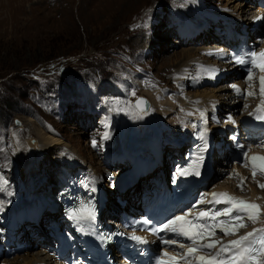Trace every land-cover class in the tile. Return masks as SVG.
I'll list each match as a JSON object with an SVG mask.
<instances>
[{"label":"rangeland","instance_id":"1","mask_svg":"<svg viewBox=\"0 0 264 264\" xmlns=\"http://www.w3.org/2000/svg\"><path fill=\"white\" fill-rule=\"evenodd\" d=\"M195 1L196 4L192 0H19L15 3L13 0H0V197L7 188V191L22 194L17 200L10 201L13 204L27 199L29 187L21 175L11 139L16 137L23 141L30 127L47 138L60 140L62 144L57 153L74 154L86 168L101 171L100 174L92 173L104 182L103 187L110 199L108 206L112 210L116 206L110 183L111 178H115V174H111L116 165L112 155L121 145L126 144L127 150L131 147L127 142L116 143L114 129L118 126L114 122L121 126L133 123L139 128L141 119L132 112H127V117L122 116L120 106L130 108L131 100L142 95L144 88H151L153 93L163 92L170 100H174L173 94L185 98L205 91L224 101L222 108H233L236 101L230 98L231 93L229 90L220 91V88H231L237 81L240 93L235 97L239 113H245L257 104L258 94L251 93L253 87L245 76L231 83L236 72L228 71L229 66L220 65L223 59L208 60L207 63L217 66L219 71L225 69L224 74L229 79L220 81V77L214 74L209 80L202 81L200 89L199 83H190L187 87L191 78L181 83L173 81L175 71L172 73V68L181 67L186 52L193 53L195 60H200V50L222 48L223 44L219 42L222 36L216 30L224 34L220 24L205 36L201 29L180 27L178 20L194 22L195 17L208 23L218 20L225 23L223 19L233 16H239L241 20L250 19L262 8L256 9L257 3L250 0ZM217 17L219 19L216 20ZM238 25L239 22L235 24ZM181 28L187 35L181 36ZM259 30L261 32L262 29ZM193 34L198 35L190 39L188 35ZM223 54L227 55L226 51ZM189 75L194 76L195 72L191 71ZM136 82H140L143 89L134 88L139 86ZM108 84L119 93L108 96L111 93L107 91ZM89 86H93L96 93ZM224 94L229 98L224 96L223 99ZM239 108L243 111L240 112ZM109 114L113 122L107 128ZM121 117L123 119L119 120ZM99 119L101 122L95 125ZM92 125L97 127L94 129ZM218 125L221 127L222 123L218 122ZM105 131L107 139L103 138ZM162 135L166 136L165 133ZM263 135H248L246 138L253 157H258L256 152L261 151L259 143L260 140L264 142ZM93 140L96 147H93ZM44 156L45 163H54L57 155ZM121 164L114 169L115 172L119 166V171L128 166L125 161ZM84 166L82 168L86 170ZM226 166L225 174L216 172L210 186L229 180L236 184L233 189L241 191L239 181H244L243 189L249 186L247 181L254 185L255 179L251 180L252 175L246 170ZM109 173L111 177H108ZM248 175L250 180L246 179ZM246 190L251 193L249 187ZM7 196V200L15 198L11 193ZM0 210L7 211L8 205L0 203ZM32 238L25 241V249L1 258L0 264H22L20 259L25 257L24 253L36 252V249L31 250V246L40 237L33 235ZM0 240L4 239L0 237Z\"/></svg>","mask_w":264,"mask_h":264},{"label":"bare ground","instance_id":"2","mask_svg":"<svg viewBox=\"0 0 264 264\" xmlns=\"http://www.w3.org/2000/svg\"><path fill=\"white\" fill-rule=\"evenodd\" d=\"M16 1H19V0H13L14 3ZM192 1L194 4H196L195 0H192ZM259 7H261V6H259ZM263 13L264 12L262 11V8H261V10H258V13L256 15H251L250 19L246 18V19L241 20L239 18V16H233L234 18L228 17L226 20L223 19V22H225L224 24H227L226 27H228V28L230 27L231 29L234 28L233 30L240 31V30L245 28L242 26L245 25V23H247V22H248V25L250 24V26H251L250 21H252L254 23V27H253L252 31L249 32V36H251V43L254 47L263 48L264 47L263 36H261V34L260 35L256 34V31L260 32L259 29H261L260 27H262V24H263V19H257V18L258 17H264ZM158 17H159V15H158ZM225 17H227V16H225ZM178 21L179 22H177V23L179 24V26L180 25H183V27L188 26L189 29H191V28L201 29V30H203V32L210 31V29L212 27V21H210L209 23L204 22V21H199L195 17H194V22L193 21L188 22L185 19L178 20ZM187 22H188V25H186ZM237 22H239L240 25L235 26V24ZM257 26L259 28H257ZM182 28H181V30H182ZM180 33H181V36L187 35L183 30ZM197 35L193 34V35H188V36L190 37V39H194L197 37ZM204 35L206 36L207 33H204ZM226 38L228 41L232 40L233 31L230 32L229 34H227ZM200 51H201L200 52L201 53L200 60H198V59L195 60V55H193V53H189V52L187 53L186 52V54L184 55V60H183L181 67L180 68L175 67V69L172 68V73H174V71H175V73L173 74L174 77H172L173 81H176L177 83L178 82L181 83V81L184 82L185 79H187V81H188L189 78H191L190 79L191 84H196V83L201 84V83L205 82V80H209V78H211V76H213L214 74L216 75V77L217 76L220 77V81L223 79H226V78H228V79L230 78L229 76H227V77L225 76V74H224L225 69H223V70L220 69V71H219L217 69V66L215 67L213 64L212 65L208 64L207 63L208 60H210V61H217L218 60L219 61V60L223 59V61L221 60L222 63H220V65H225L227 67L229 66L228 68L226 67L227 70L228 71L234 70V73H235L236 70L232 67V64L229 60V55H228L227 51H226L227 55L223 54L222 49H220L219 51L213 50V49L204 50V51L200 50ZM203 59H205V60H203ZM184 68H185V71H184ZM191 71L195 72L194 76L189 75V73ZM251 74H252L251 82L253 83V85H255L252 89L257 90V92L259 94L258 97L260 98L257 100V104H260V107H258V108L264 109V104H262V101H264V95L261 94V83H260V78H261V76H264V72H259V71L254 70V71H252ZM237 75H238V77H234L233 80H231V83H232V81H235V79H238L240 76H246L247 78L249 76V74L244 75V73H240L239 71L237 72ZM223 76H225V77H223ZM136 83L139 84V86H137V87L135 86L134 88L143 89V86L140 84V82H136ZM186 85L188 87V83ZM232 85H235L237 88L238 82H236L235 84L233 83ZM232 85L230 87H232ZM108 86H109V88L107 89V91H111V93H109L108 96H113V95H115V93H119V91L117 89L110 87V84H108ZM182 86H184V85H182ZM256 86L258 88H256ZM88 88H90V89H92V91H94L93 86H89ZM227 90L228 89L226 87L220 88V91H227ZM158 92H160V91H158ZM94 93H96V92L94 91ZM180 93H182V92H180ZM141 94H142L141 96L146 97L151 102L150 111L146 115H144V116L139 115V114L137 115L132 110L131 105H130V108H127L126 105H125V107L120 106L121 107L120 114L122 116L127 117V112H129V113L132 112V114L135 117L141 119V121L139 120V128L137 127V125H136V127L131 125L129 123L130 122L129 121L128 122L129 124H126L125 126L119 125L117 129H114L116 143L120 142L122 144H125L127 142L131 145V147L129 150L124 148L120 151L121 153H115V159H116L117 163L118 162L121 163L122 161H125L129 165V169L120 172V175L118 177H116L115 181H112V180L110 181L111 185H113V186H115L116 183L120 180L122 182L126 181L134 173L136 174V176L140 175L141 170H138L139 169L138 166L135 167L136 157L138 155H145L146 151L149 152V149H146V146L143 145L144 143H146L148 141L149 137L157 136L160 138L161 135L165 133L166 134L165 141H168L171 146L174 145V147L176 149H178L179 145L183 146L184 144H186L185 147H181L180 152H179V150H177L178 156L177 157L175 156L172 159V160H177L179 158L178 161H173V164H175L176 162H182L185 159H187V157L189 155V151H190V148L187 144L189 142H191V140H194V139L198 140L200 138L199 134H201V132H203L204 136L206 137V139L208 141L212 142L213 133H215V135H216L217 132L219 133V131H221V132L223 131L222 125H221V127L218 125V122L215 121L212 113H215L218 110V108H219L218 104H220V106L223 105V107H224L225 103L223 104L224 101L221 102V100L216 101V99L213 98V96L208 95V93H206L205 91L203 94H200V93L196 94V95L192 94L190 97H185V98H182L181 96H177L176 94H173L174 100L173 99L170 100L169 98H166V96H165V94H163V92H160V93L154 92L153 93L151 88H144V92ZM225 95L226 94L223 95V99H224ZM229 96H230V93H229ZM225 97L227 98L228 96H225ZM251 97H252V94H251ZM255 98H256V96H255ZM236 103H237V101H236ZM236 103L234 104L233 108L230 107V108L224 109V113H227V115H228L227 119L233 120L232 125L234 124V122H236L238 124L240 122V119H242L245 115L250 113L251 112L250 110L252 108H254V107H250V110H249L250 112L242 114V116L239 117V121L238 120L236 121V114L238 113V111H237V109H238L237 105L238 104H236ZM231 104H233V103H231ZM241 110L243 111V109H240V112H241ZM246 112H247V110H246ZM102 115L103 114H101V116ZM209 115L212 116L213 121H211V122H209V119L207 120V116H209ZM225 117H223V123L222 124H225V122H226ZM101 120L102 119H99V123L101 122ZM209 128H211V129H209ZM188 131H189V133H188ZM105 133H106V131H105ZM221 135H223V133H221ZM224 138L225 137L223 136V138H221L220 142L215 144V147H217V149L219 151L221 149V142L223 141ZM11 141L13 144V148L15 150V155H17V156H15V155L14 156H15V159L17 161L18 167L20 169L21 175H22V177H24L26 179V181L29 180V184L32 185V188H30V190L33 189V200L29 205H26V203H24L23 208H21L20 210L19 209H17V210L12 209L11 210L13 212H12V214L9 213L10 231L12 230L15 222H18V225L20 226V230H21V228L23 227V224L26 220H28L30 223H32L31 222L32 219H35L37 221L39 218H42L44 214L41 216V213H42V210L44 208L46 209V211H48L50 213V208L47 205L41 206L39 204V199H37V198H39L41 194L39 191H37L35 189L36 188L35 179L43 176V177L48 179V186H50L52 183L54 185L56 183V179L53 176H54V173L56 172L57 168L60 165L66 166L70 171L76 170L77 168H81L82 169L81 174L87 178L88 185L86 188H89L90 190L92 188H95V191L91 190V192L93 193L92 196L95 198V200L97 202L104 205L105 199L103 198V193L105 194V192H104L105 188L103 187L102 179L100 176L95 177V176L88 173V171H91V172L94 171L97 174H100L101 171L86 168V166H84V163L82 162V160L79 159V157L75 156L74 154H70L68 152L64 153V152H60V151L57 153L56 151L59 150V148L62 144L60 142V140H57L56 138H53V137L47 138L46 135L42 134L41 132H37L35 130V128L30 127L29 129H27V135L23 141H21L20 139H18L16 137L11 139ZM231 141H232V139L230 138L229 142H231ZM7 146H9V145H7ZM45 154L57 155L55 157L54 163L53 162L45 163V161H46V158L44 156ZM224 154L225 153L223 152V155ZM121 159H122V161H120ZM231 159H232V157L229 156L228 154H226V155L222 156V158L220 160L214 161V166H213L214 175L216 172L218 173V175H221L223 173L225 174V171L227 168L226 165L229 164V162H231ZM49 161H51V160H49ZM226 161H227V163L225 165L224 163ZM41 163H42V165H40ZM260 163H261L260 161H257V169H259ZM222 164H224L225 166H222ZM245 164H247V167L252 166V160L247 159ZM82 166H84V168H86V170L83 169ZM116 166H118V165H116ZM241 168H243V167H241ZM243 170H246L250 175H252V171H249L246 168H244ZM251 170H252V168H251ZM41 171L43 174L40 173ZM247 172H246V174H247ZM104 173H105V171H104ZM250 175H248L246 177V179H249ZM149 177H150V175H148L146 178L148 179ZM240 177H241L240 180H242L243 176L241 175ZM158 178H162L160 171H159ZM250 179L252 180L253 178L250 177ZM253 181H255L254 185L249 184V181H247L248 185H249L248 187H249L250 192H251V193L249 192L250 194H248L247 193L248 191L246 190V189H248V187L243 189V190L240 189L241 191L233 189V188H235L236 184H234L233 182H231L229 180L228 181L226 180L223 183L218 182V183L213 184L211 186L210 189L212 191L209 194H213V193L217 194V192L215 191V189H217V188L218 189H227V190H229L230 193L234 192L236 195L241 196L243 199H248V200H246V202L255 203V204L259 205L260 211H261V214L255 223H252L250 220H246L247 227L239 228V230L234 235H231V237H232L231 240H226V241L224 240L223 242H221L222 239H220V238H216V239L214 238L213 240H211V241H215V240L220 241V243L217 244L219 249H220L221 245H227L231 241L238 240V239H240V237L246 236L249 232L255 231L257 233V235L262 234V233H260V230L264 229V193L262 194L261 192H264V189L260 188L258 186V184H264V176L259 175L258 178H255V180H253ZM228 182H230V183H228ZM239 182H241V181H239ZM208 188H209V185H208ZM44 189H46V188H44ZM49 191L50 192L48 193V195L55 196L56 189L51 190L49 188ZM134 193H136V192L134 191L132 193V195H130L129 200H128V202H130L131 204H133L134 200L136 199V196ZM120 198L123 201V196H120ZM5 206H6V204H5ZM116 208L121 209V207L119 205H116ZM186 212L187 211H184L183 213H186ZM53 218L55 220V224L52 225V227L49 231L50 236L49 235L47 236V239L51 242V244L54 243V240L51 236L52 230H55V228L61 227L60 222H59V219H60L59 214H53ZM30 223L26 224V226L29 228L31 227ZM45 225H46V223H45ZM16 234H18V232H16ZM44 234H46V233L44 232ZM35 237L37 238L38 236H35ZM27 239H33V238L27 237ZM24 243L19 244L15 248L14 252H12L11 249L8 247V245L6 243H4V241H2V242L0 241V259L10 257L17 252L22 251L23 249L26 248ZM10 245H14L13 242H10ZM37 245L39 246L38 243H37ZM163 253H166V252L163 251ZM169 253L176 255V250L174 249L173 251H169ZM23 255L25 257L20 259V262L22 264H44V263H46V264H52V263L64 264L63 261H56L53 257V253L49 254V251L47 249L45 251L44 248L41 250L37 249L34 254L24 253ZM8 264H10V263L8 262Z\"/></svg>","mask_w":264,"mask_h":264},{"label":"snow or ice","instance_id":"3","mask_svg":"<svg viewBox=\"0 0 264 264\" xmlns=\"http://www.w3.org/2000/svg\"><path fill=\"white\" fill-rule=\"evenodd\" d=\"M257 19H264V17H258ZM238 64H250L251 68L249 69L248 79H252V69L259 68L261 72H264V49L260 51L252 50L248 52L245 57H238L235 60ZM261 83V94L264 95V76L260 78ZM237 92L239 89L235 85H232ZM145 103L140 101L139 104ZM264 104V101H262ZM264 109L258 108L257 112ZM264 119V117H258ZM201 139L204 138L203 132L200 134ZM105 139L108 138V134L105 133ZM235 139V137H233ZM96 141L93 140V147H96ZM243 147V146H241ZM244 157L247 160V152L244 153ZM199 160H203L201 155ZM252 178L255 179L257 176V161H260L259 164V174L264 176V157H252ZM244 166H247L245 164ZM188 170H182L181 175H187ZM195 174H199L198 172ZM258 186L264 189V184H258ZM241 190L244 187V181H241L239 185ZM95 191V188L91 189ZM207 195V194H205ZM216 199V203H225L230 205L226 207L223 211L216 210L215 212H210L209 210L199 211L198 215L191 221L186 220L185 217L190 215V212H186L182 215L176 216L160 228V231H171L179 236L186 238L191 241V245L187 248L186 256H194L195 253L203 251L204 249L209 250L205 255L195 257L198 260V264H264V229L260 230V235L257 233L249 232L246 236L240 237L238 240L231 241L227 245H221L219 251L213 256L211 254V249L215 248L217 244L220 243L219 240L211 241V237L215 236L214 228L217 226L215 221L217 217L223 216L228 217V220L220 221V230L224 235H234L239 228L247 227V224L243 223L244 220H250L252 223H255L260 216V206L255 203H249L244 200H240L234 197L229 196L227 193L212 194ZM203 200V197H201ZM83 211V210H81ZM235 211L237 215L233 216L232 212ZM243 213V215H241ZM87 216L90 220L95 219L94 211L89 210ZM70 218L77 220L79 222L83 217L77 213L73 212ZM211 219L214 223L210 226L207 223V220ZM201 221H204L201 223ZM145 224L148 221H144ZM184 225H187L185 227ZM103 239V238H102ZM139 242H144L139 237H133ZM211 241V242H210ZM166 244H178L180 248H184L183 243H179L176 240H166ZM199 243V247L197 244ZM167 255V253H165ZM175 260V258H172ZM156 264H165V261L158 259ZM176 264H179L176 261Z\"/></svg>","mask_w":264,"mask_h":264},{"label":"water","instance_id":"4","mask_svg":"<svg viewBox=\"0 0 264 264\" xmlns=\"http://www.w3.org/2000/svg\"><path fill=\"white\" fill-rule=\"evenodd\" d=\"M140 101H144L145 103L139 104V106H138V103ZM132 106H133V109L140 115H144L146 113H149L150 108H151L150 101L141 95L137 96L133 100Z\"/></svg>","mask_w":264,"mask_h":264}]
</instances>
